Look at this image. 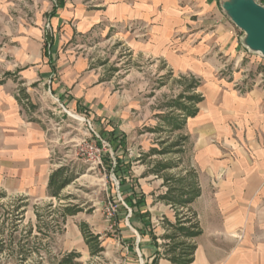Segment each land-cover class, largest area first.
Segmentation results:
<instances>
[{"label": "crops", "instance_id": "crops-1", "mask_svg": "<svg viewBox=\"0 0 264 264\" xmlns=\"http://www.w3.org/2000/svg\"><path fill=\"white\" fill-rule=\"evenodd\" d=\"M19 1L0 0V190L7 194L50 195V176L61 162L54 159L57 140L43 117L52 108L46 101L57 113L80 111L98 127L126 133L131 130L122 124L136 127L135 112L147 107L127 85L130 71L121 81L106 77L82 42L112 38L172 70L205 75L212 65L200 58L212 49L228 50L218 0H59L54 14L47 0L44 12L28 19L11 16ZM210 89L205 106L200 102L185 125L199 149L201 194L190 207L203 230L191 264H264V79L246 91H221L216 83ZM162 188L164 194L167 186ZM159 202L144 211L141 205L145 217L132 219L144 230L131 248L137 264L140 258L151 264L165 251L166 240H154L148 231L168 233L164 220L176 222V209ZM157 264L173 263L161 257Z\"/></svg>", "mask_w": 264, "mask_h": 264}, {"label": "rangeland", "instance_id": "rangeland-1", "mask_svg": "<svg viewBox=\"0 0 264 264\" xmlns=\"http://www.w3.org/2000/svg\"><path fill=\"white\" fill-rule=\"evenodd\" d=\"M45 1L47 0L19 1L20 4L15 5V10H11L10 14L14 18L20 16L27 19L36 18L38 13L44 12ZM48 1L52 10L59 4V0ZM218 4L227 21L229 45L226 52L219 48L212 49L200 58H206L212 65L207 75L200 70H172L162 61L132 53L126 45H122V41L112 38L98 36L82 42L83 45L92 48L89 54L93 55L95 62L102 67L106 77H115L116 81H121L125 79V75L131 73V80H126L127 85H131L135 97L141 98V102L146 103L147 107L144 106L143 109L135 112L138 118L136 127L129 129L126 124H122L123 128L131 130L126 133L117 128L112 131L103 124L98 127L97 121L90 119V116L86 114H81L80 111L75 113L66 108L68 112L63 110L62 113H57L53 109L56 104L46 101L52 108L44 110L43 117L48 118L51 133L57 140L54 159L61 162L60 167L68 168L67 173L73 177V181L61 193L68 198L58 200L50 195L37 199L29 197L27 206L23 208L25 209L24 218L15 236L19 238L21 234H25L31 224L32 237L41 236L37 228L39 215L46 222L52 220L54 214L56 215L53 211L60 204H78L82 211L68 216L62 225V230L56 232L53 238H43V244L47 243V245L45 249H41L42 262L38 263L37 260H40L41 256L33 253L24 264H59L63 256L74 251L81 254L76 260L79 264H137L132 259L131 248L132 246L137 248L138 241L141 242L144 237V230L138 233L131 224L132 210L126 201V197L131 194L130 190L146 193L144 194L146 206H141V210L144 211L149 205L161 206L158 196L165 191L162 188L163 178L153 171L156 161L172 160L174 164L181 165L163 171L162 174H182L185 169L194 170L196 174L199 172V168L195 165L199 149L187 126L174 133L151 130L159 126H164L168 130L167 125H162V116L170 112L168 103L187 92L192 78H196L199 83L196 92L202 94L205 100L211 93L212 83L219 84L221 91L232 88L246 91L256 85L258 79H264V58L245 46V33L223 12L219 0ZM47 29L49 30V26ZM233 46L234 49H232ZM230 49L233 52L230 53ZM205 100L199 105L200 108L205 106ZM179 136L189 138L184 143V152L173 151L142 158L152 148H163L160 143L162 140L167 139L171 143L178 140ZM103 141L107 143V146L104 149L102 163L95 164L88 161L87 144ZM214 142L216 141L212 140V143ZM177 148L174 150H178ZM117 160L121 162L122 166L118 165L120 169L117 167ZM116 169L120 170L119 173L115 172ZM118 176H122L125 184L120 182ZM22 197L25 196L7 194L0 198V204L9 206L10 203ZM50 203H53L52 208L48 206ZM125 209L128 210V214ZM82 222L88 223L90 232L100 235L104 247L101 253L93 256L90 254L81 229ZM148 233L150 237L154 235L156 239L161 240L166 234H162L161 230L155 233L153 228ZM132 261L134 263H131ZM0 264H18L16 254L12 256L9 251L1 253ZM138 264H145V262L140 258Z\"/></svg>", "mask_w": 264, "mask_h": 264}, {"label": "trees", "instance_id": "trees-1", "mask_svg": "<svg viewBox=\"0 0 264 264\" xmlns=\"http://www.w3.org/2000/svg\"><path fill=\"white\" fill-rule=\"evenodd\" d=\"M264 3V0H261ZM54 14V10L52 11ZM181 79H185L181 77ZM199 86L196 78L191 79V84L188 86V90L185 93L180 94L176 99H173L168 103L170 112L164 116L163 124L167 125L159 126L158 128H152V131H167L168 133H174L175 131L182 130L189 117L197 115L199 108L198 104L203 101L202 94L197 93V87ZM188 140L187 136H179L178 140L171 143L166 139L160 143L163 148H152L149 153L143 155L142 158L151 156L154 154H168L176 151L177 153L184 152V143ZM178 147V150H174ZM121 165V162L117 160V167ZM120 166L118 167L120 169ZM179 166V163H175L172 160L168 161H156L154 165V172L157 173L164 180V185L167 186V191L164 194L158 196L160 200L171 204L176 209V222L173 223L168 219L165 220L170 232L164 235L166 242L163 244L165 251L163 254H158L153 259L151 264H157L161 257L169 259L173 264H191L194 261L195 251L197 249L196 238L199 237L203 230L201 228L197 213L193 211L190 205L195 199L200 196L201 188L198 182V175L194 170H187L186 174H162L163 171ZM119 169L115 172L119 173ZM68 168L61 166L57 168L50 176L49 180V194L51 197L61 200L68 198V196H62V191L73 181V177L68 175ZM120 182L125 184L122 176H118ZM133 194L126 197V201L129 207L132 209V216L130 217L131 224L142 232V228H139L134 220V217H139L140 220L145 217L139 207L145 202L144 195L138 196L135 190L131 189ZM7 192L0 190V198L5 197ZM137 197H140L137 199ZM29 197L18 198L16 201L8 205L0 204V254L9 251V254L17 257L18 264L26 263L33 253H37L41 256L38 263L43 261L41 249L46 248V244H43V238L51 239L56 232L62 230V225L66 222L68 216H73L82 211V208L78 204L67 203L60 204L53 212L52 220L46 222L42 220L39 215V221L37 222L38 231L41 236L32 237L33 226H28L25 234H21L18 238L15 233L19 230L20 223L24 218L25 206ZM52 208L53 203L48 204ZM186 209V210H184ZM126 214L128 210L125 209ZM81 229L85 235L86 243L90 249V254L97 255L104 250L99 234L90 232L89 225L86 222L81 223ZM153 238L156 237L153 235ZM81 256L78 252H70L63 256L59 264H79L77 258Z\"/></svg>", "mask_w": 264, "mask_h": 264}, {"label": "water", "instance_id": "water-1", "mask_svg": "<svg viewBox=\"0 0 264 264\" xmlns=\"http://www.w3.org/2000/svg\"><path fill=\"white\" fill-rule=\"evenodd\" d=\"M220 6L244 33V44L264 58V3L260 0H219Z\"/></svg>", "mask_w": 264, "mask_h": 264}, {"label": "built area", "instance_id": "built-area-1", "mask_svg": "<svg viewBox=\"0 0 264 264\" xmlns=\"http://www.w3.org/2000/svg\"><path fill=\"white\" fill-rule=\"evenodd\" d=\"M65 111H67L65 109ZM107 146V143L104 141L102 143H88L87 144V159L88 161L95 163V164H101L102 163V157L104 153V149Z\"/></svg>", "mask_w": 264, "mask_h": 264}]
</instances>
